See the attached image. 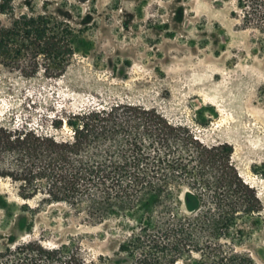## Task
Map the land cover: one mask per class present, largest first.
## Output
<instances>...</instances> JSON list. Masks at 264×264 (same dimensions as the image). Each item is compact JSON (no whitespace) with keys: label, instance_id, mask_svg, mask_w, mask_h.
<instances>
[{"label":"trees","instance_id":"1","mask_svg":"<svg viewBox=\"0 0 264 264\" xmlns=\"http://www.w3.org/2000/svg\"><path fill=\"white\" fill-rule=\"evenodd\" d=\"M3 1L0 11L10 13L12 0ZM240 4L248 19L264 11V0ZM76 39L54 14L15 16L0 22V66L58 76ZM233 152L232 144L206 143L187 124L133 101L59 116L50 130L0 122V177L16 182L24 200L38 199V208L61 203L91 223L116 222L125 238L115 255L125 264H258L239 247L263 203ZM0 207L9 219L23 218L3 196ZM98 260L73 242L0 241V264H112Z\"/></svg>","mask_w":264,"mask_h":264},{"label":"rangeland","instance_id":"2","mask_svg":"<svg viewBox=\"0 0 264 264\" xmlns=\"http://www.w3.org/2000/svg\"><path fill=\"white\" fill-rule=\"evenodd\" d=\"M241 1L12 0L10 13L0 11L3 24L24 13L54 14L77 39L58 76L0 66V122L50 130L59 116L133 101L187 124L206 143L232 144L234 162L263 203L239 249L264 264V11L248 19ZM18 186L0 177V196L23 215L9 219L0 207V241L73 242L88 259L128 261L115 255L125 238L116 222L91 223L61 203L38 208Z\"/></svg>","mask_w":264,"mask_h":264}]
</instances>
